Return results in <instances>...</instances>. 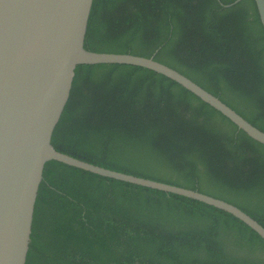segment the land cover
<instances>
[{
  "label": "trees",
  "instance_id": "1",
  "mask_svg": "<svg viewBox=\"0 0 264 264\" xmlns=\"http://www.w3.org/2000/svg\"><path fill=\"white\" fill-rule=\"evenodd\" d=\"M232 1L92 0L84 46L153 56L264 130V27L254 0ZM51 142L223 198L264 225V143L147 67L77 64ZM25 264H264V239L201 200L49 159Z\"/></svg>",
  "mask_w": 264,
  "mask_h": 264
},
{
  "label": "water",
  "instance_id": "2",
  "mask_svg": "<svg viewBox=\"0 0 264 264\" xmlns=\"http://www.w3.org/2000/svg\"><path fill=\"white\" fill-rule=\"evenodd\" d=\"M254 1L264 27V0ZM91 5L92 0H0V264H25L34 204L49 159L201 200L235 215L264 239V225L223 198L53 146L52 132L68 100L75 66L99 62L135 64L162 73L264 143V130L176 68L153 56L86 48Z\"/></svg>",
  "mask_w": 264,
  "mask_h": 264
}]
</instances>
